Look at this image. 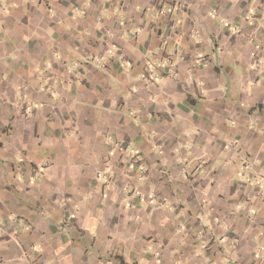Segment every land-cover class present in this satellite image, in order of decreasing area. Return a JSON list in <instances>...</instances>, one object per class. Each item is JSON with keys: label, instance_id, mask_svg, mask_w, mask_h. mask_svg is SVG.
<instances>
[{"label": "crops", "instance_id": "0c3cea01", "mask_svg": "<svg viewBox=\"0 0 264 264\" xmlns=\"http://www.w3.org/2000/svg\"><path fill=\"white\" fill-rule=\"evenodd\" d=\"M81 1L83 0H7L5 4L0 2V75L3 79L0 84V161L5 167L7 160L16 155L22 156L25 162L33 160L32 164L40 163V159L44 158L49 172L53 169V176H48L51 180L46 178L44 184L48 181L54 182V185H45L46 189L42 186L31 195L24 192L21 198H15L12 190L21 188L25 191L31 190L29 188L31 181L28 179L31 173L28 171L24 173L23 178L20 176V182H17L19 179L15 181V178H12L9 183H15L16 186L9 187L6 181L2 180L3 167L0 165V191H2V202L6 205V209L2 210V203H0V216H2L0 264H110L106 263L109 254H113L115 259L122 264L124 256H136L134 254L137 249L136 241L147 240L148 235H151V238L153 235L156 236V240L157 236L163 237L156 247H159V252L169 254L170 243L174 239L171 225L172 221L177 219L173 213L174 211L179 213L182 207L176 205V198L188 203L198 199V195H208L212 197L211 201H214V209L225 202L220 195L214 197L212 181L199 179L192 185L190 179L187 181L176 179L181 167L179 162L183 158L190 157L191 153H207L208 155L222 153L223 140L221 138L223 136L237 139V142L241 144V149L249 156L261 149V146L264 148L262 144L264 139L261 140L257 134L249 130L250 124L264 126L263 93L256 95L251 92H238L237 97L239 96L244 106L259 105V112L251 114L253 108L248 107L250 115H243L239 114L235 103L221 99L222 92L219 88L222 80L220 73L222 67L225 66L224 63H227V60L234 64L238 61L237 58L231 56V49L240 50L243 55H247L249 50L252 53L259 51L264 59V0H247L246 2L243 0L240 2L184 0L186 3L184 9L171 6L179 14L177 23L179 37L177 39L181 40L182 47L187 51L186 58L184 57L177 66L178 81L164 79L161 84L158 83L150 88L141 86L140 82V99H143V105L148 107L146 111L149 117L147 118L146 115L142 118L140 114L137 116L141 123V132L147 129L146 131L157 135L162 141L165 156H154L148 153V146H144L145 142L140 139L137 128L130 123L132 118L124 112L126 106L124 103L120 106L118 96L107 88L104 76L100 81L97 76L93 77L92 80L97 84L91 86L92 91L88 90L85 100L90 102L89 98L93 96L89 94L94 95L93 102L88 107L80 109L69 102L67 107H64L65 118L64 121L61 119L62 123L69 126L74 121L82 137L78 144H75L71 138L67 139L64 136L66 130L61 128L60 120L51 112L52 102L39 94L40 89L34 80L35 66L40 64V57L43 54L47 55L45 49L50 45L71 49L78 55L83 49H89L93 53L103 50L101 47L96 50L97 46L92 44L91 46L84 43L67 45L69 40L66 39L67 36L59 24L79 13ZM124 1L127 6L130 5L129 16L135 15L131 8L134 4L163 7L171 3V0ZM93 3H89L90 9L85 11L84 18L77 19L81 27L91 32L98 24L96 18L98 4L92 7ZM248 13H250L249 18L246 17ZM222 22L229 23V25L241 23L242 32L248 34L253 42L244 46L242 42L245 39L240 40L237 36L230 39L227 34H222L219 32ZM118 32L119 30L115 29V33ZM214 33H219L222 53L214 56L213 66L209 65L206 69L195 73L196 79L202 82V87L200 89L190 88L188 84H182L181 76L190 65L189 59L195 55V51H201L202 58H205L203 54L210 53L212 45H209L208 41L216 38L213 36ZM193 36L199 39L198 43L195 42ZM157 43L158 40L152 35L147 40L124 43L126 55L131 57L138 71L143 65V49L153 48ZM204 43L207 45L204 46ZM207 57L210 61L209 56ZM66 58L65 55L64 59ZM228 70L232 75L231 80L240 76L234 69ZM252 74L254 77L252 80L248 79L247 82L259 89L255 71ZM20 89H22V98L25 97L28 101H37L40 98L42 99L40 103L44 104L42 110L39 107L41 113L34 112V117L29 121L13 113L14 109L11 106L14 95L20 92ZM159 90L167 96V107L179 117L183 126L188 130L184 139L177 136L170 126L171 119L163 112L162 105H147L146 97L149 92L158 93ZM86 91L87 87L80 86V98L84 97L83 94ZM130 105L135 106L136 104L130 102ZM227 120L233 126L229 127V131L224 129V121ZM121 125H124V128ZM188 125H191V129L187 128ZM109 135L125 143L126 141L134 142L137 146L142 143L143 148L138 147L143 152L142 160L148 167L147 174L141 179L130 176L127 168L117 169L113 166L115 186H107V189L112 191V197L103 199L94 195L87 210L68 220L63 229L55 228L53 224H58L66 210L59 206V195L66 199L72 196L79 204L76 198L83 192L78 183L84 179L86 186L95 187L93 172L95 168L100 167L97 163L101 156L107 153L106 143L109 142ZM118 154L119 152L113 154L112 163H117ZM205 168H207L206 165ZM57 171L60 172L59 176H56ZM234 171V167L223 164L215 173L214 180H217L216 176L220 175L217 181L223 193H229L224 183L226 176ZM11 177H14L13 173ZM125 182L139 186L138 188L144 194L153 192L156 197L164 198L166 203L174 208H172L173 211L162 209V207L159 209L156 207L151 211L147 208L146 211L142 210L139 213L141 216L137 220L139 223H134L133 218L129 221V215L127 216L124 211L118 213L115 209V200L120 197ZM20 200H24L25 204L27 201L29 203L38 201L36 205L46 215L38 217L39 219L37 216L31 218L35 233L18 230L15 222L6 217L8 209L13 210L17 217L23 219L28 217L24 216L27 208L17 203ZM235 201L229 204L233 206ZM133 202L135 203V200ZM257 207L259 208L258 218L264 219V205ZM70 209L71 207L67 205L66 211ZM81 209L83 210L84 207ZM190 219L188 215L186 218L176 220L182 230L185 248L189 250L187 257L182 258L184 263L186 261L187 264H224V262L225 264H264V253L255 252L260 248L257 245L254 247L249 236L241 235L238 245L233 246L229 240L225 242L227 240L224 237L226 231L214 232L215 226L208 222L206 226L201 227L196 220ZM98 223L103 224L100 232L92 229ZM200 231L205 232V235L201 236L204 238V244L190 237ZM35 247L37 250L34 249ZM183 248L180 247L179 254L182 253ZM257 253L260 254L259 257H256ZM32 255H37L38 260L31 261ZM90 256L93 257L90 259ZM151 260L152 257L149 261ZM170 262L161 264H170Z\"/></svg>", "mask_w": 264, "mask_h": 264}, {"label": "rangeland", "instance_id": "374dc122", "mask_svg": "<svg viewBox=\"0 0 264 264\" xmlns=\"http://www.w3.org/2000/svg\"><path fill=\"white\" fill-rule=\"evenodd\" d=\"M234 1L240 2V0ZM243 1L246 2L247 0ZM0 2L5 4L7 0H0ZM89 3H93L92 7L98 4L96 11L98 24L95 25L93 32L84 29L81 27L80 22H77V19H83L85 11L90 9ZM174 5H179L181 9H184L186 3L184 0H171L168 6L163 5V7L134 4L131 8L134 10L135 15L129 16L130 5L127 6L124 0H83L81 1V8L78 14L69 18V20L60 22L59 25H61L64 34L67 36L66 39L69 40L67 45L84 43L96 45V50L100 47L103 48V50L95 51V53L89 49H83L81 54L78 55L71 51V49H62L60 46L55 47L54 45L46 46L45 51L47 55L43 54L40 57V64L35 66L34 80L40 89L39 94L52 102L53 107L51 112L60 120L61 128L66 130L64 136L67 139L71 138L75 141V144H78V141L82 137L79 132V127L74 121L69 126L64 125V122L62 123L61 119L64 121L65 118L64 107H67L68 102L73 106L80 107V109L88 107L94 98V95L90 93L89 96H93L89 98L90 102L85 100L88 95V90L92 91L93 87L91 86L97 84L92 80L93 77L97 76L100 81L104 76L106 77L104 82H106L107 88L118 96L120 106H122V103L126 106L124 112L132 118L130 123L137 128V133L141 136L140 139L145 142L144 146H148V153L154 156H165L162 150V141L157 135L146 131L147 129H143L141 132V123H139L137 116L142 115V118H144L147 115L146 117H149V113L146 111L148 107L143 105L144 100L140 99V82L142 83L141 86L150 88L158 83L161 84L164 79L178 81L179 73L177 66L183 61L184 57L186 58L185 54L187 51L182 47L181 40L179 39L180 41H178L177 39L179 37V32L177 31L179 14L171 7ZM246 17L249 18L250 13ZM162 24H164V27H162ZM115 29H118L119 32L115 33ZM242 29L243 25L241 23L229 25V23L222 22L219 32L227 34L230 39L235 36L239 37L240 40L245 39L242 42L245 46L250 42L252 43L253 39L251 38V40L248 34H244ZM150 35L156 37L158 43L153 48L148 47L143 49V65L138 71V68L133 65L131 57L126 55L124 43H128L129 41L138 42L142 39L147 40ZM213 36H216V38L213 41L212 39L208 41V44L212 45V50L210 53L203 54L205 58H202L201 51H195V55L189 59L190 65H188L181 76L182 84H188L190 88L195 87L200 89L202 87V82L198 78L196 79L197 76L195 73L206 69L209 65L213 66L214 56H217V53H222L221 45L219 44L221 42L219 33H214ZM193 38L198 43L199 39L196 36H193ZM205 45L207 43H204ZM65 55L67 57L66 59H64ZM207 56H209L210 61ZM231 56L237 58L238 61H235L234 64L227 60V63H224L225 66L222 67V72L220 73L222 80L219 84L222 92L221 99L235 103L239 109V114L250 115L248 107L253 108L251 114H255L259 112V105L250 104L249 106H244L237 95L238 92L243 91L255 93L256 95L261 92L263 93L262 102L264 104L263 56L261 53L259 54V51L252 53L251 50H249L247 55H243V52L237 49H231ZM228 69H234L240 76L235 80H231L232 75ZM253 71L256 73L255 79L259 83V89L255 85H250L247 82L248 79L252 80V77H254L252 74ZM2 81L3 79L0 75V84H2ZM80 86L87 87L83 98L79 96ZM21 91L22 89L14 95V101H11V106L14 109L13 113L29 121L34 117V112L41 113L39 107L42 110L44 104L42 105L40 103V100H42L40 98H38L39 101H28L25 97L22 98ZM146 100L147 105H162L164 107L163 112L171 119L170 126L174 129L177 136L182 139L186 137L188 130L183 126L179 117L167 107L166 94L162 93L161 90L158 93L150 91ZM130 102L136 105L131 106ZM100 110L102 111V109ZM41 117H43V114H41ZM224 123V129L227 131H229V127H233L229 120L224 121ZM121 126L124 128V125ZM249 126L250 131L257 134L261 140L264 139V126L259 127L253 124ZM187 128L191 129V125H188ZM221 139L223 140L222 153L215 155L191 153L190 157L192 159L190 157L183 158L179 162L181 167L175 178L184 181L190 179L192 185L198 182L199 179L212 181V193L214 197L220 195L221 199H224L225 202L222 206L214 209V201H211L212 197L208 195H198V199L188 203L176 198V205L182 207L179 213L174 211L173 216L177 218L176 220H179L190 215V220H196L197 224L201 227L206 226L208 222L215 226L214 232L219 230L226 231L227 233L224 234V237L227 240L225 242L229 240L233 246L238 245V240L241 235L243 237L249 236L254 247L257 245L260 248L257 251L255 250V252L262 251L260 254H263L264 219L258 218L259 208L257 206L264 205V148L261 146V149H258L257 152L249 156L241 149V144L237 142V139L228 136H223ZM262 144H264L263 141ZM138 146L143 148L142 143L140 145L138 144ZM138 146L134 142L126 141L125 143L110 136L109 142L106 143L107 153L101 156L97 163L100 164V167L95 168L93 172V180L96 183L95 187L90 185L91 188H89L86 186L84 179L81 183H78V186L82 187L81 191L83 192L78 194L76 198L79 204L76 203L72 196L66 199L64 196L59 195V206L67 210V205H69L71 209L70 211L65 210V214L58 221V224L56 225L55 223L53 226L57 229H63L68 220L75 218L77 214H81L87 210V206L89 203L91 204L94 195L100 196L103 199L112 197V191L110 192L107 186H115L113 166L117 169L127 168V171H130V176L141 179L145 177L148 167L142 160L143 152ZM182 147L184 146L182 145ZM116 152H119L117 163H112L111 159ZM176 154L178 153L176 152ZM32 162H25L20 155H16L12 159L7 160V163L4 164L5 167H3V163L0 161V165L3 167V172L1 173L2 180L4 179L6 185L9 187L16 186L15 183H9V181H12V178H15L16 181L20 176L23 178L25 172L30 171L31 173L28 177L31 181L29 184L31 190L25 191L24 188L12 190L15 198H21L24 192L27 195H31L42 186L46 189L45 185H54L53 181H48L44 184L48 176H53V169L49 172L45 159L41 158L40 163L36 164H32ZM223 164L235 168L234 173L226 176L224 183L229 193H223V189H219L217 180L220 175H217V180H214L215 173ZM205 165L207 168H205ZM12 173L14 177H11ZM59 175L60 172L57 171L56 176ZM17 182H20V179ZM192 185L191 189L194 188ZM55 187L57 186L55 185ZM138 187L132 183L125 182L120 197L115 200V209L118 213L124 211L127 216L129 215V221L133 218L134 223H139L137 222L138 218L141 217L139 213L142 210L146 211L147 208L150 211L156 207L157 209L162 207V209L168 211H171L173 208L171 204L168 205L166 203L164 198L156 197L153 192L144 194ZM236 199L237 201H235ZM134 200L135 203L133 202ZM231 201H235L233 206L229 204ZM24 202V200L17 201L18 204L27 208V212L24 215L28 216L26 219L17 217L14 215L13 210L9 209L6 212V217L8 220L15 222L18 230L35 233L36 230L31 218L37 216V219H39L38 217L45 215L44 211L36 205L38 201L36 203H29L27 201L26 204ZM0 203H2L1 209H6V205L2 202V191H0ZM82 207H84L83 210L81 209ZM80 210L82 211L80 212ZM176 220L172 221L171 225L173 226L172 237L174 239L171 240V245L168 250L169 254H166L167 252H159V247H156L163 240V237L157 236L156 240V236L154 237L153 235L151 238V235H148L147 240L136 241L137 249L134 251V254H136L135 257H127L123 254L124 263L122 264H161L167 261H171L170 264H185L186 261L184 263L182 258L187 257L189 250L185 248L182 240V230H180V226ZM1 222L2 216H0V226ZM99 224L93 226L92 229L94 231L99 230L100 232L103 224ZM235 225L237 227H234ZM1 234L2 232H0ZM203 234L205 235V232L200 231L192 236L189 234V236L198 239V241L204 244V238L201 237ZM181 246L184 247L181 249L183 254H179ZM34 249L37 250L36 247ZM260 254L257 253L256 257H259ZM92 257L90 256V259ZM151 257L152 260L149 261ZM30 260L33 262L37 261L38 256L32 255ZM106 263L120 264V261L115 259L113 254H109V259Z\"/></svg>", "mask_w": 264, "mask_h": 264}, {"label": "built area", "instance_id": "2783aa9c", "mask_svg": "<svg viewBox=\"0 0 264 264\" xmlns=\"http://www.w3.org/2000/svg\"><path fill=\"white\" fill-rule=\"evenodd\" d=\"M177 6H178L179 8H181L179 5H174V6H172V7H177ZM183 6H184V5H183ZM178 7H177V8H178Z\"/></svg>", "mask_w": 264, "mask_h": 264}]
</instances>
